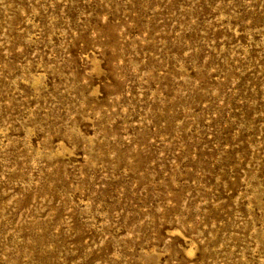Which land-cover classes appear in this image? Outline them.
Returning a JSON list of instances; mask_svg holds the SVG:
<instances>
[{
  "label": "rangeland",
  "instance_id": "rangeland-1",
  "mask_svg": "<svg viewBox=\"0 0 264 264\" xmlns=\"http://www.w3.org/2000/svg\"><path fill=\"white\" fill-rule=\"evenodd\" d=\"M0 264H264V0H0Z\"/></svg>",
  "mask_w": 264,
  "mask_h": 264
}]
</instances>
